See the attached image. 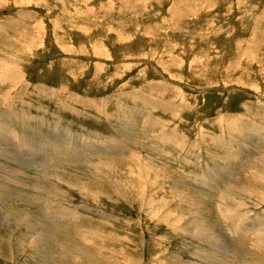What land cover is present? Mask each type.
I'll list each match as a JSON object with an SVG mask.
<instances>
[{
    "label": "rangeland",
    "instance_id": "374dc122",
    "mask_svg": "<svg viewBox=\"0 0 264 264\" xmlns=\"http://www.w3.org/2000/svg\"><path fill=\"white\" fill-rule=\"evenodd\" d=\"M263 182L264 0H0V264H264Z\"/></svg>",
    "mask_w": 264,
    "mask_h": 264
},
{
    "label": "bare ground",
    "instance_id": "6f19581e",
    "mask_svg": "<svg viewBox=\"0 0 264 264\" xmlns=\"http://www.w3.org/2000/svg\"><path fill=\"white\" fill-rule=\"evenodd\" d=\"M33 42V41H31ZM33 44V43H31ZM36 44V43H34ZM15 50V49H14ZM21 51V49H20ZM51 91V90H50ZM147 122V121H146ZM2 127V126H1ZM4 134V133H3ZM54 154V153H53ZM11 156V155H10ZM2 157V156H1ZM131 157V156H130ZM139 157V156H138ZM132 158V157H131ZM19 160V159H18ZM40 160V159H39ZM132 160V159H131ZM22 162V161H21ZM100 163V161H99ZM134 165H137L136 162H133ZM95 165V164H94ZM138 165H139V169H140V173L139 175L141 174L142 176H144V181H145V187L142 186L143 188L139 189L138 187H135L134 184L131 182V180L129 179L128 175L132 176L133 173H134V169L131 167V166H127V167H123L121 166L120 164H117V163H106L105 165H102L103 169H100V170H96V174H99V175H105V176H108L109 179L108 181H110L111 183H109L110 185H113V191L114 192V197H122L124 198L125 196L127 197V200L128 201H132L135 205V210L136 208H138L137 211H141V208H143V205L147 206L148 204H151L153 203L154 206V210L153 211H157L158 214H161L163 213L164 209L167 208L169 206V199L170 198H165V199H159L160 201L156 204V201H153V200H149L147 201L145 199V196H146V189H147V182H148V179L150 177H157L159 175V172L160 171H157L155 170L152 166L146 164V161H144L143 159H141V161H138ZM53 167V166H52ZM100 167V166H99ZM49 169V168H47ZM52 169H57V168H52ZM136 171V170H135ZM138 171V170H137ZM59 172L61 171H53L50 175L51 177V180L52 182H54L55 185H60V187L64 188V187H69L76 191V192H79L82 196H85L87 197L88 199H92V200H100L102 197H106V200L105 201H111L113 198L111 197V194L110 192H108L106 189V191H101V189L103 188H99V186L97 187L95 184L89 182V181H83V182H73V181H66L63 179V177L59 174ZM133 172V173H132ZM219 174V173H218ZM228 175V174H227ZM97 177V176H96ZM99 177V176H98ZM97 177V178H98ZM135 177V176H133ZM104 178V177H103ZM114 178V180H113ZM123 178V179H122ZM138 178V177H137ZM132 179V178H131ZM141 179V178H140ZM115 181V183H114ZM164 181V180H163ZM17 182V181H16ZM137 183V182H136ZM262 183V182H261ZM264 183V182H263ZM16 184V183H15ZM139 185V184H138ZM117 186V187H115ZM141 187V185H140ZM65 189V188H64ZM111 190V189H110ZM263 194V193H262ZM161 200L163 202V205L161 204ZM184 200V199H183ZM178 201V200H177ZM172 202H173V199H172ZM174 203V202H173ZM191 205V204H190ZM170 210V209H169ZM146 214V213H145ZM164 214V213H163ZM174 212H170L169 215H166L164 218H163V222L167 225H173L172 227H174V224L175 223H170L171 219L173 218V215ZM180 214V213H179ZM149 215V214H148ZM178 215V214H177ZM196 215V214H195ZM150 216V215H149ZM7 218L10 219V216H7ZM73 219V218H72ZM186 219V218H185ZM194 219V218H192ZM191 219V220H192ZM196 219V218H195ZM176 220V218H175ZM179 221V220H178ZM196 221V220H195ZM175 222V221H173ZM177 222V221H176ZM181 222V221H180ZM185 222V220H184ZM192 222V221H191ZM202 222V221H201ZM12 224L14 222H11ZM18 224L20 225V223L18 222ZM184 224V223H183ZM179 225V224H178ZM28 227H31L30 225H27ZM180 226V225H179ZM186 226V225H185ZM171 227V228H172ZM182 227V226H181ZM184 227V226H183ZM28 229V228H27ZM175 229V228H174ZM183 229V228H182ZM199 231L203 230L204 229L201 227H199ZM179 230V229H178ZM197 230V229H196ZM183 232V230H182ZM198 232V230H197ZM81 234V233H80ZM84 234V233H83ZM99 234V233H98ZM97 235V234H96ZM207 236H209L208 233H206ZM198 236V234H197ZM87 237V236H86ZM213 237V236H212ZM51 238V237H50ZM197 238V237H195ZM201 239V238H200ZM199 239V240H200ZM36 240V239H35ZM202 240V239H201ZM91 241V240H90ZM94 241V240H93ZM65 244L63 243L62 246H64ZM36 248V247H35ZM63 250V249H62ZM69 251V250H68ZM69 255V253H67ZM73 255V254H72ZM73 257V256H71ZM74 259V257L72 258ZM78 264H86L84 262H79V261H76Z\"/></svg>",
    "mask_w": 264,
    "mask_h": 264
}]
</instances>
